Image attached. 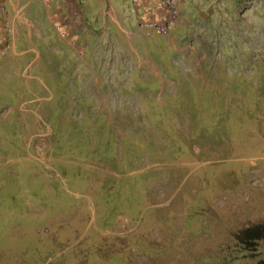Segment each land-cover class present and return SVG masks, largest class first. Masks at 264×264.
<instances>
[{"label": "rangeland", "instance_id": "obj_1", "mask_svg": "<svg viewBox=\"0 0 264 264\" xmlns=\"http://www.w3.org/2000/svg\"><path fill=\"white\" fill-rule=\"evenodd\" d=\"M63 1L0 63V264H264V0H182L161 87Z\"/></svg>", "mask_w": 264, "mask_h": 264}, {"label": "crops", "instance_id": "obj_2", "mask_svg": "<svg viewBox=\"0 0 264 264\" xmlns=\"http://www.w3.org/2000/svg\"><path fill=\"white\" fill-rule=\"evenodd\" d=\"M2 1L5 6L4 16L12 24L13 36L12 47L8 50L11 53L3 58L0 57V63H9L10 67H13L21 63V56L25 52H51L50 44L42 28L46 18L38 19V17H34L36 12H33V10L43 8L45 0ZM122 2L127 4L131 10L119 11L117 8L121 6L117 0H114V2L112 0L107 1V7L103 10L106 17L103 21L97 23V29L93 32V36L96 40L107 44L106 48L108 47L110 52H119L121 56L127 55L130 59H133V65L141 72L144 82L153 81L160 87L163 83L174 82L173 77L176 74L174 76L167 75L164 78L160 73L162 71H159L155 64L150 61L149 52H179V50L185 48V45L181 42L183 40L181 34L183 33L184 23L181 14L172 25L170 33L163 35L166 42L162 43L155 37L156 31L140 28L138 20L140 17L151 16L162 21L164 18L163 0H123ZM63 3L69 8L74 6L73 0H64ZM181 3L182 0H179L180 13ZM75 21L73 19L71 24L66 25L69 31L74 30ZM173 61L174 59L170 61L172 65L170 68L176 73L178 70L173 66ZM176 66H178L177 63ZM97 97L103 99L102 96L97 95Z\"/></svg>", "mask_w": 264, "mask_h": 264}, {"label": "built area", "instance_id": "obj_3", "mask_svg": "<svg viewBox=\"0 0 264 264\" xmlns=\"http://www.w3.org/2000/svg\"><path fill=\"white\" fill-rule=\"evenodd\" d=\"M178 2L179 0H163L164 18L162 21L152 18L151 16L140 17L138 26L143 29L153 30L162 35L167 34V29L174 24L178 16ZM137 6V5H135ZM5 6L0 0V54L7 52L12 47V25L10 21L4 16Z\"/></svg>", "mask_w": 264, "mask_h": 264}, {"label": "clouds", "instance_id": "obj_4", "mask_svg": "<svg viewBox=\"0 0 264 264\" xmlns=\"http://www.w3.org/2000/svg\"><path fill=\"white\" fill-rule=\"evenodd\" d=\"M5 14V13H4ZM0 18H1V16H0ZM9 20V19H8ZM11 23V22H10ZM12 25V24H11ZM12 32H13V29H12ZM12 36H13V34H12ZM11 49V48H10ZM8 52V51H7Z\"/></svg>", "mask_w": 264, "mask_h": 264}]
</instances>
